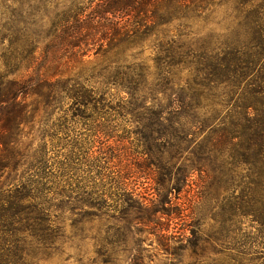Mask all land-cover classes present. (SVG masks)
Listing matches in <instances>:
<instances>
[{
	"label": "rangeland",
	"instance_id": "1",
	"mask_svg": "<svg viewBox=\"0 0 264 264\" xmlns=\"http://www.w3.org/2000/svg\"><path fill=\"white\" fill-rule=\"evenodd\" d=\"M63 2L0 1V53H51L45 37L69 10ZM184 23L167 40L183 46L177 55L187 49L184 66H168L153 39L123 65L92 55L89 69H109V85L91 84L119 88L143 67L136 107L158 110L174 88L195 106L194 138L222 131L231 146H151L148 134L165 124L145 109L127 115L115 89L112 102L84 113L28 96L26 137L13 130L0 146V264H264V0ZM22 182L38 199L29 216L20 213Z\"/></svg>",
	"mask_w": 264,
	"mask_h": 264
},
{
	"label": "trees",
	"instance_id": "2",
	"mask_svg": "<svg viewBox=\"0 0 264 264\" xmlns=\"http://www.w3.org/2000/svg\"><path fill=\"white\" fill-rule=\"evenodd\" d=\"M240 1L64 0V7L69 6V10L61 14L62 18L52 22L50 34L45 37L49 47L54 49L51 53L38 55L37 50H32L31 53L22 55L14 49L0 53V146L7 149L12 144L7 134L13 130L19 131L21 138L26 137L25 131L30 120L29 106L25 101L28 96L50 98L52 101L59 98L70 102L71 109L76 108L84 113L92 106L94 111L98 110L96 104L112 102L111 99H115L116 94L111 89H115L119 100L125 102L121 110L127 115L133 116L136 111L145 109L158 122L160 119L163 121L165 125L162 131L148 134L151 146H231L233 140L222 131L213 133L212 138L208 137L203 142L194 138L196 134L188 113L195 106L186 102L185 95L176 94L174 88H166L161 92L164 103L160 102L158 110L142 105L136 107L133 102L145 96L149 79L143 67L137 74L132 72L131 81L128 77L124 78L119 88L109 87L103 91L91 83L93 79L104 78V85L108 86L106 81L109 69L97 72L96 69H89V66L92 55L102 62L111 59L115 60V65H123L131 57V52L142 48L153 39L159 55L165 54L166 59H170L168 66H184L183 56L187 49L177 55L183 46L167 42L173 23L178 22L186 28L184 22L199 20L211 13L212 8ZM250 1L254 0H247V3ZM18 41L12 39L11 45H16ZM133 61L136 63L137 60ZM167 73L170 77L173 76L172 72ZM109 109L114 111L112 107ZM0 155H4L1 149ZM23 157L28 158L27 154ZM18 192L19 208L22 209L20 213L29 216L36 209L32 205L35 203L34 199L38 200L33 186L22 182ZM124 202L127 204L126 200ZM139 206L140 219L147 220L144 216L146 207L144 204ZM23 220L26 219L22 218L21 221Z\"/></svg>",
	"mask_w": 264,
	"mask_h": 264
}]
</instances>
